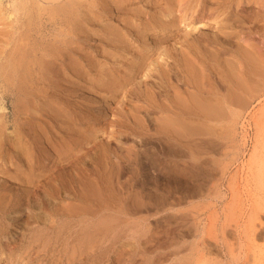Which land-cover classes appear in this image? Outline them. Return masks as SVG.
Returning a JSON list of instances; mask_svg holds the SVG:
<instances>
[{"label": "bare ground", "instance_id": "obj_1", "mask_svg": "<svg viewBox=\"0 0 264 264\" xmlns=\"http://www.w3.org/2000/svg\"><path fill=\"white\" fill-rule=\"evenodd\" d=\"M263 7L264 0H0V264L16 263L18 258L25 260L27 257L25 261L29 264L32 262L35 264L34 261L36 264H44L45 260H47L46 264H61L63 259L59 263V258L63 249L59 250L61 243L58 240L59 235L62 234H59L60 227L63 226L58 227L57 224L58 219L64 215L74 217L73 212L77 211L73 208V202L69 204L66 202L67 206L62 207L56 203L51 207L48 227L46 226L44 231L40 230L37 235L34 234V238L32 237L28 243H21L22 238L19 242L20 237L12 242L5 241L4 237L10 239L15 235L13 228H7V221L4 220H8L9 214L24 213L26 208L29 211L49 209L54 200L60 202L63 189L70 190H67V193L72 194L71 200L78 199L76 195L79 194L85 209L81 212L90 213L92 209L90 212L88 210L91 208V198L94 200L91 195V188L94 185L92 186L91 183L96 182L101 185L99 184L102 181L101 177L96 180L90 179L89 171L86 177L79 178L78 174L82 167L80 166V171H76L75 165L67 167L56 176H47L48 172L43 176L32 168L36 167L40 158L49 159L54 149V153H57L56 159L62 154V157L69 159L71 157L69 155H72L70 150L72 146L90 145L91 137L97 132L106 131L105 128L108 126L114 127V124H117L118 128L120 126L137 129L138 134L140 132L143 136L148 134L150 141L155 139L156 144H164L159 146L160 154L156 153L162 158L167 152L165 148H169L167 157L162 159L166 162L164 168L168 169L165 170L170 174L175 165L174 162L173 165L171 163L174 161L173 155L175 153L177 154L175 157L181 155L177 153L180 143H185V147L181 144L184 148H187L186 144L189 145L188 148L191 145L189 149L199 154L209 153V156L212 151L218 154L216 152H220L223 140L226 138H219L223 142L217 141V136L225 133L223 131L226 129L229 135L227 132L225 135H228L229 139L231 137L233 143H230L231 149L228 147L231 150L228 156L233 154L230 160L232 158L234 161L239 160L250 147L254 149L252 153H256V155L251 153L252 157H256L255 162L258 161L257 157L264 156V126H262L264 119L259 120V128L255 127V131L259 132L254 135L250 133V117H254L257 113L256 103L264 100V50L260 48L262 45L258 46V43L252 42L247 37L244 38L246 34L242 35L243 30L239 31L240 29L237 30L235 26L236 21L240 19V22L245 23L243 20L247 18L244 16V19L243 13L239 12L245 8H252L250 9L252 12L248 9L251 15V17L248 15L249 19H256V22L262 18L264 20ZM206 19L213 22L209 24ZM207 26L208 29L211 27L210 31L205 29ZM263 28L262 32H264ZM246 33H250L249 29ZM152 77L155 78L154 82L150 81ZM9 96L13 98V123L20 131L14 130L21 134L17 138L13 137L15 141L5 138L6 130L9 128L5 105ZM116 102L118 105H114ZM97 104L101 105L102 113L100 112L96 117L92 110L96 109ZM259 107L258 112L261 111V117L264 118V105ZM111 111L115 112L113 114L116 120L111 118L113 121H108ZM144 112V115L151 120L144 117ZM95 117L98 120L97 131L89 125ZM151 125L154 127L150 129ZM239 125L242 128V131L239 130L241 137H238L242 141H239L240 145L237 139ZM217 128L219 133L215 132L218 133L215 134L216 137L208 135L214 134ZM220 128L226 129H222L221 132ZM26 131L33 132L34 141L38 144L46 143L49 146L38 145L40 148L36 149L34 143V147H23ZM16 132L13 133L17 134ZM116 134L112 132L113 136H117ZM145 140L148 141L147 138ZM222 147L224 149V146ZM184 148H181L182 151ZM252 148L250 150H253ZM186 152L182 155L181 161L183 156L186 158L190 154V151L189 154ZM198 153L197 155L194 153L195 158L199 156ZM105 154L107 155L108 152L106 151ZM146 154L150 155L147 152ZM215 154L211 157L213 158ZM192 155L191 153L190 156ZM141 156L143 157V154ZM190 156L191 159L194 157ZM202 156L204 158V155ZM179 160H176L177 163ZM219 160L212 163L215 165ZM259 160L263 163L264 157ZM150 161L141 163L144 169L152 165ZM157 161L163 164L160 158ZM197 161L199 163L198 159ZM260 161L258 163H261ZM12 164L16 165L17 170H12L10 166ZM208 164L210 168L215 167ZM247 164L251 167V162ZM259 165V168L255 165L258 169H253V173L252 167L250 170V167L244 164L245 168L241 167V170L239 168L229 174L236 189L241 191V183L244 182V190L250 192L256 190V195L254 199L247 200L238 194L240 191L237 192V206H234L235 210L232 209L233 214H228L229 217L235 216L232 218H235L234 228H228L232 222L229 217H227V220L231 219L227 222L229 224L220 227L223 228L222 232L220 231L223 238L220 239L227 247L228 250H225L228 251L229 256L225 258L226 262L220 259L222 263L218 261L217 264H264V167L263 164ZM85 167L89 169L88 166ZM186 167L184 166L182 170L186 171ZM113 169L110 171L112 174ZM229 169V166L225 167L226 171ZM247 169L248 172L251 171L250 174L246 173ZM102 170L105 171V168L103 167ZM104 175H107L106 180L113 177L109 174ZM186 175L190 176L189 172ZM41 178L44 180L42 188L45 192L40 201L34 198L36 196L32 194L33 191L22 188L25 184L38 185ZM176 178L174 179L177 180ZM14 184L19 187L13 192L11 187ZM99 188L101 189V186ZM149 197L151 198L150 195ZM126 198L120 197L116 202H122L121 204L126 208L128 202ZM134 202L142 205L141 201ZM110 203L109 205L106 203L108 208L111 207ZM116 207L114 208L119 209V212L124 208L122 205ZM39 216L43 217L41 214ZM53 232L59 235L54 237ZM49 233H53L57 241L49 238L52 236L48 235ZM82 233L85 234L84 236L82 234V238L77 241L79 244L76 243L75 238L72 239L75 243L69 241L64 247V253L67 254L66 264H79L80 257L89 263L91 247L95 246V244L91 245L93 241L91 226ZM209 233L206 234L212 236V233ZM229 237L237 239L233 240ZM206 249L211 251L210 247ZM50 254H52L51 259L48 260L47 255ZM205 256L206 258L197 257L195 264H210L208 254ZM215 258H211L213 260L211 263H215L217 259ZM83 259L80 260L83 262Z\"/></svg>", "mask_w": 264, "mask_h": 264}, {"label": "rangeland", "instance_id": "obj_2", "mask_svg": "<svg viewBox=\"0 0 264 264\" xmlns=\"http://www.w3.org/2000/svg\"><path fill=\"white\" fill-rule=\"evenodd\" d=\"M246 9L247 8H245V10L239 11L241 14L243 13L242 17L245 16L247 18V19H245V17H244L245 20H243V22H245V23L240 22V20H241L240 19L239 21H236L237 24L235 23V26H236L237 30H239V29H240L239 31L243 30V31H241L242 35L246 34L244 36V38L247 37V38L251 39L252 42L258 43L257 44L258 46L262 45L260 48L264 50V48H263L264 47V43H263L264 32H262V27H264V20L262 18L261 20H258L257 21L258 23H257L256 19L254 20L251 18L254 21V23H253V21L251 19H249V16H248V15H250L249 11H251L252 8H250L251 10L248 8L249 11H248V9L247 10ZM262 10H264V7ZM250 17H251V15H250ZM206 21L207 22L209 21V24H211V22H213L210 19H206ZM261 21H263V22H261ZM240 23H241V25H240ZM249 25L251 28L249 27ZM205 29L208 31L209 29L211 30V27H209V29H208V26H207V27H205ZM248 29H249L250 33L247 34L246 32L248 31ZM250 29L252 31H255V33H254V34H256L255 36H253L254 34H252L253 32L250 31ZM260 29H261V32H260ZM256 31L259 33H257ZM241 33H240V35H241ZM242 35H241V37H242ZM251 35L255 39L253 37H251ZM244 38L242 37V39H244ZM151 79L152 80H150V81L154 82L153 80L155 78L152 77ZM262 102H264V100L259 101V103L257 102L258 104L256 103L255 110L258 114L256 113V115L254 117L253 116L250 117L251 118L250 133L252 135L259 132L258 130H256L257 132L255 131V127L257 126V128H259V126H258L259 120L264 119L263 117H261V111L258 112V110L260 108L259 106L264 105V103L261 104ZM114 105H118V103L116 102ZM5 106H6V114L8 115V122H9V125H8L9 128H8V130H6L7 134H6L5 138H9V139H12V141H15V139H13V137L17 138L21 134L17 133L20 130H18L16 128L15 124L13 123L14 107H13V98L11 96H9L7 98V103ZM95 108L96 109H94L92 111H93L94 115H96V117H97L100 115V112L102 113L101 105L97 104L95 106ZM113 112L114 111L110 112V114H109L110 118L108 117V121H111V120L113 121V119H111V118H115V120H116V117H114ZM144 114H145V112L143 113V115ZM257 115L262 119H258L259 117ZM96 117H95V119L92 118L89 125H90V128H93V130L95 129L97 131L96 125H98L97 124L98 120L96 119ZM144 117L147 118L146 115H144ZM147 119H149V118H147ZM115 120H114V122H116ZM149 120H151V119H149ZM255 123H257V125ZM116 125L117 124H114V127H112V125H111V126H108L107 128H105L107 132L106 131H102L103 133L97 132L96 135H98L99 137L96 135H93L91 137L92 140L90 142V145L80 144L77 146H72L70 148V150L72 151V155H69L72 158L70 157L69 159H66V158L62 157L63 156V154H62L60 156V158L56 159L57 153H54V151H55V149H54V151H51L52 154L49 157V159L40 158L41 160H39V162L36 163V167L32 168L33 171L40 173V175L44 176V174H46L48 172V174L49 173L50 174L49 175L47 174V176H56L60 172L67 169V167L70 168V166L75 165L76 166L75 168L77 169L76 171H80L82 169L80 171V174H78L79 178L86 177V175H88L89 171L91 173L90 179L96 180V179H98V177H101L102 181L100 178L101 183H99L101 185H98V183L96 184V182H92L93 184L91 183L92 186L94 185L97 188L96 189L94 186L93 187L91 186L93 188V189L91 188V195L94 197V200L91 198V208L89 210L87 209L89 212L92 209L91 212L90 213L81 212V211H85V209L83 208L84 204L82 205L81 198H80L79 194L76 195L78 199L71 200L72 194L67 193L70 190L67 189L68 190L67 191V190L63 189L64 193L62 192V195L60 196V202L54 200V203L50 204L49 209H43V210L38 209V211H39L38 212V211H29V209L26 208L24 213H13V214H9V216L7 214V216L9 218L7 217L8 220H4V221H7L6 227L7 228H10V227L13 228L12 230H13V233L15 236H12V238H10V239L9 238L6 239V237H4V240L12 242V241H15L16 238L18 239L20 237L19 242L21 241V238H22L23 240L21 241V243H24V242L28 243V241H30L32 239L34 234L37 235V233H40V230L44 231L45 227L48 225V223H50L49 211L52 210L51 207H53L56 203H58V205L62 207L64 205L67 206V204H69L70 202H73L74 203V204L72 203V205L74 206L73 208H75V210L77 211V212H73L74 217L71 218V217L65 216V215L62 216L61 219H58V224H57L58 227L63 226V227H60V230L58 229L60 231L59 234L62 233V234H60L61 236L59 234H57L56 232L55 233L53 232L54 234L52 233L53 235H55L54 237H56L58 235L60 237V239L58 238L59 239L58 241L61 243V245H60L61 248H59V250L62 251V249H63V253H62L63 255L61 254V256L59 258L60 259L59 263L63 259L61 264H66V262H67L66 261V259H67L66 255L67 254L64 253V251H65L64 247L68 245L69 241L73 242L72 239H75V238H76L75 239L76 243L79 244L77 241L80 238H82V234H83L82 232H86L87 230H89V226H91V236L93 238L91 245L93 246L95 244V246L91 247V258L89 259L90 260L89 263L80 257L81 260L83 259V262L85 264L86 263L87 264H156V263L157 264H188L187 262H190L189 264H195L196 263L195 260L197 257L201 258L202 256H204L206 258L205 255H207V254H208V256H209L208 258H210L209 260L211 262H213V260H211V258L214 259V257L217 258V259L215 258L217 260V261L215 260V263L218 261H220L218 263H222L223 261L226 262L227 259L225 260V258H227L229 256V254H227L228 251H226V250H228V249H226L227 247L222 242L223 240L220 239V238H223V235L221 236V234H222L221 230H223V228H220V227L221 226L224 227V224L225 225L229 224V223H227L228 220L230 222V220L233 217H235L234 215H232V217H229L230 215H228V214L229 213L233 214L232 209L235 210L236 207H234V206L235 205L237 206L236 199H237L238 195H236V194L238 191H240V189H236L234 187L235 185H233V180L230 178L231 175L229 176V174L235 172L239 168H240L239 170H241V167H242V169L245 168L244 164H245V166L250 167L247 164L248 162H249V164L251 162L252 170H251V167H250V170L253 173L254 170L259 168L258 167L259 164H263V167H264V161L262 163L261 162L262 160L261 161L259 160V159H262L264 156L261 155L262 158L257 157L258 161L255 162L256 157L251 156V153H252V151L254 152V149L252 147H250L248 149L249 151L247 150L243 155H241L239 160L234 161L233 158H232V160H230L231 159L230 157L233 156V154L228 156V154L231 153V150H229L228 147H230V145H232L233 143L231 142L232 141L231 137H230V139L228 138L229 137L228 136L229 131L226 128H220V131L222 129H226V131H223V130L222 131L225 133L227 132L228 135L226 136L225 133H223L224 135L223 134L219 135L218 134L219 129L217 128L216 131H214V134H208V135L209 136L211 135L213 137L215 134H218V136L215 135V137L217 136V141L218 140L222 141L219 138H223V139L226 138L223 141L225 143H227V145L222 141L223 142L221 145L222 152H221V149L219 150L220 152H216L219 154V157L222 156L221 158H219V157L217 158L218 154H215L213 151H212L213 153L210 151L211 155H209V156H208L209 153H206L207 155L201 154V153L199 154L198 152L193 151V149H189V148H191V145L188 148V146H189L188 144H186L187 148L189 149V150H187V148H184L185 143L184 144L180 143V148H179V151L177 153L181 154V155H178L179 158H178V156L175 157L177 155L176 153H175V155H173L174 161H171V163L173 165V162H174L175 165L173 167V170H171L172 174H170L169 171H166L168 169L164 168L166 162H164L163 161L164 159H162L164 157H167V153H168L169 148H165L167 152L164 155V157L161 158L158 156L157 153H159L158 149L161 146H163L164 144H162V145H160L159 143L156 144L157 141L155 139H151L152 141H150L149 137H147L148 134L143 136V134L140 132V134H141L140 135V134H138L139 131L137 129H128V128L120 127V126L118 128V126H116ZM152 126L154 127V125H151L150 129L152 128ZM262 126H264V124H262ZM114 128H115V131H114ZM120 128L123 131L120 130ZM124 128H125L126 133L124 132ZM14 129H16L17 132ZM118 129L120 132H118ZM109 130H110V132H109ZM239 130L242 131V128L240 127V125H239V128L237 130L238 131V133H237L238 145H240V143H239L240 138H238V137H241L240 136L241 133ZM11 131L16 132L18 135L14 134L13 132L11 134H9V132H11ZM121 131H122V133H121ZM112 132H113V134H116L117 132L119 134L117 133L116 134L117 136L114 135L115 136L114 137L112 135ZM215 132H218V133H215ZM25 134H26V136L24 137L25 142H24L23 147H25V146L27 148L28 147H30V148L34 147V143L36 144V149L40 148L39 146H42V147L49 146V144H46V143L44 144L45 145L44 146L40 143L38 144L37 142H35L34 141L35 138H34L32 131H30V132L26 131ZM106 135L109 137H107ZM141 136H142V138H141ZM209 136H205V137L208 138ZM223 136H225V137H223ZM145 138H147L148 141L145 140ZM96 140H97V142H96ZM107 140H108V143H107ZM142 140H144V141H142ZM98 141H99V143H98ZM217 141H215V142H217ZM145 142H147V143H145ZM240 142H242V141H240ZM230 143H232V144H230ZM181 144L184 147H182ZM101 145L103 147H101ZM222 146H224L225 151H224ZM181 148H184L183 151ZM227 148H228V150H227ZM251 148L253 150H250ZM140 149L141 150L144 149V150L141 152ZM154 149L157 151H155ZM185 149L187 152L185 151ZM230 149H231V147H230ZM101 150H104V151H101ZM105 150L108 152L107 155L105 154L106 153ZM138 150H140V151H138ZM188 151H190V154ZM191 151H193V152H191ZM103 152L106 156L104 154L102 155ZM146 152L149 153L150 155L148 156L146 154ZM151 152H153V153H151ZM185 152H186V154L188 153L189 155H187L186 158H185V156H183V159L181 161V157H182V155H185ZM141 153L143 154V157L141 156L142 155ZM144 153H145V155H144ZM172 153H174V152H172ZM191 153L193 154L192 156H194L193 158L196 162L193 160V158L192 159L189 158ZM194 153L195 154L198 153L199 156H197V158H195L197 154L195 155ZM220 153H222L221 156H220ZM212 154H215L216 156L213 155V158H212L211 157ZM253 154L256 155V153H252V155ZM155 155H156V157H155ZM202 155H204V158ZM225 155H227V156H225ZM192 156H190V157H192ZM214 156H215V159H214ZM250 156L253 160L250 159ZM43 157H46V156H43ZM140 157L142 160L140 159ZM158 157L161 159L163 164H161L157 161L159 159ZM210 157L212 158V160L210 159ZM152 158H154V159L152 160ZM206 158L207 159L209 158V159L207 160ZM173 159H171V160H173ZM175 159L177 161L179 159L180 160L177 163V161ZM197 159L199 160V163H197L198 162ZM202 159L203 160L206 159L205 163H203ZM219 159H221L222 161L220 162ZM67 160H68V162H66ZM145 160L146 161H149V160L152 161V165H150V167L147 169H144L143 168L144 165L143 166L141 165V163H143V161L146 162ZM183 160H185V162ZM218 160L220 162V165H219V162L214 165V163ZM70 161H72V162H70ZM200 161H201V164H200ZM206 161H208V162L206 163ZM209 161H211V162H209ZM213 161H214V163H212ZM259 161L261 163H258ZM153 162H155V163H153ZM190 162L191 163L193 162L194 164L193 163L189 164ZM66 163H68V164H66ZM104 163H106V164H104ZM112 163H113V165H112ZM195 163H197V164H195ZM202 163L204 165H202ZM208 163H210V166L214 165L215 167L210 168ZM227 163L229 165H227ZM252 163H254V165ZM255 163H258V164H255ZM62 164L63 165L65 164V165L63 166ZM143 164H145V163H143ZM178 164H180V165H178ZM196 165H199V166L197 167ZM255 165L258 168L255 167ZM10 166H11L12 170H14V169L17 170L15 167L16 165L12 164ZM80 166L82 167L81 169H80ZM85 166H88L89 169L86 168ZM102 166L105 168V171L102 170L103 169ZM184 166L185 167L187 166L186 171L182 170V168ZM192 166H193V169H191ZM202 166H204V167H202ZM220 166H222L224 169ZM226 166L230 167V169L228 171L225 170ZM106 167H108V168L106 169ZM180 167H181V169H180ZM195 167H196V169H195ZM216 167H217V169L219 167V169L218 170L215 169ZM52 168L54 169V171ZM56 168H57V170H56ZM113 168L118 169L117 170L118 172L116 171V169H113ZM177 168L180 169L181 171H184V172L181 173L180 170H176ZM23 169H24V167H23ZM111 169H113V171H112V172H114L113 174L110 172ZM222 169L225 172H221V171H223ZM86 170H87V173H86ZM191 170H193V171H191ZM204 170H206V172ZM174 171L176 173L178 172V174H176ZM199 171L201 172L200 174L198 173ZM202 171L204 173L203 176H202V174H203ZM251 171H249V172H251ZM165 172L166 173L168 172V173L166 174ZM188 172H189L190 176L187 177L186 174H188ZM196 172H197V174L195 175ZM249 172L247 169L246 173L248 174ZM117 173H118V175H117ZM183 173H185V174H183ZM213 173H215L216 175ZM99 174H100V176H99ZM104 174H109L111 176L113 175V177H111V179L109 178V180H110L109 181V180H106L108 178H107V175H104ZM174 174H176L178 177ZM183 175L185 177H182ZM114 176H116V177H114ZM171 177H173V178H171ZM204 177H205V180H204ZM174 178H176L177 180H175ZM185 179H188V180H185ZM115 181H117V182H115ZM188 181H190V182L187 183ZM43 182H44V180L42 179V180H39L38 185L34 184V185L30 186V185L25 184V186L22 188V190L24 188H27V189L31 190V192L33 191L32 194H34L36 196L34 198L41 201L42 197L44 196V192H45L44 188H42ZM109 182H110V184H109ZM170 183H172V184L170 185ZM243 183L244 182L241 183L242 189H241L240 193H238V194H241L243 196V198H246L247 200L254 199V196L256 195V192H255L256 190H253L252 192L248 191L247 189L244 190V186H243L244 184ZM168 185H170L171 187L170 186L168 187ZM215 185H219V186L216 187ZM32 186L33 187L35 186V187L32 188ZM99 186H101L102 190L99 188ZM102 186L104 188H102ZM188 186H189V188H187ZM18 187H19V185H17V186L15 184L12 185V187H11L12 191L13 192L16 191L17 190L16 188H18ZM201 187H204V188H201ZM94 189L97 193L94 191ZM244 191L245 192L248 191L249 195H248V192L245 194ZM115 194H116V196H115ZM134 194H135V197H134ZM250 194L253 195V198ZM109 195H110V198H109ZM149 195L151 196L152 199L149 197ZM119 196L120 197H123V196L127 197L126 199L128 202H126V208L124 207V204H121L122 202H120V203L118 202L119 204L116 202V201H118V198H120ZM136 196H138V197H136ZM139 196H141V197L139 198ZM137 198H139V199H137ZM96 199H98V200H96ZM104 200H107V201L109 200V201L105 202ZM134 201H139V202L141 201L142 205H141V203L134 202ZM66 202H68V203L65 204ZM80 202H81V204H78ZM109 202H111L112 205L110 203L111 207L108 208ZM97 203H98V205H97ZM103 204H105V205H103ZM116 205L118 207H120L122 205L124 208L120 209L122 211L119 212V209H116L117 208ZM112 206H114L116 208H114ZM127 206H129V207H127ZM247 207H249V205H247ZM77 209H79V210H77ZM237 211H238V209H236V212ZM37 213L39 215L41 214V216L43 215V217H40ZM227 217H229L231 219L227 220ZM14 218H17V219H14ZM225 218H226V220H225ZM234 219H232V222H230L232 224V225L230 224L231 227H230V225H228L229 229L234 228V225H233ZM15 220H16V223H15ZM9 221L11 222V225H10ZM8 222H9V225H8ZM222 223H223V225H222ZM87 226H88V228H85V229L83 228V227H87ZM35 229L37 231L36 233H35ZM96 230H97V232H96ZM207 231L210 232L209 234L212 233L211 235L214 237H212L210 235L208 236L206 234V233H208ZM52 234L49 233L48 235H52ZM84 234H83V236H84ZM10 235H12V233ZM53 235L50 236L49 238L54 239ZM216 235H217V238L219 239L218 241H217V238L215 239ZM211 237L214 239H212ZM148 238H149V241H148ZM229 238L233 239L232 237H229ZM234 239H237V238H234ZM54 240H51V241L54 242ZM55 241H57V240H55ZM73 243H75V242H73ZM64 244H66V245H64ZM209 247L211 248V251L214 249L213 253H211V251H207L208 249H206V248H209ZM201 252H203V254H201ZM58 253H59V251H58ZM58 253H57V255H58ZM86 254H88V253H86ZM86 254H84V255H86ZM51 255L52 254H50L49 256L47 255V258L49 257L48 260L51 259ZM64 256H66V257H64ZM82 257H84V256H82ZM186 257L191 258L192 261ZM27 259H28V257L25 260H27ZM80 259L78 260L79 264H83V262ZM220 259L221 260L223 259L222 262ZM25 260L18 258L16 263H11V264H25V262H26ZM34 262L36 264V261H34ZM211 262H210V264H215V263H211ZM43 263L46 264L47 260H45ZM26 264H29V263L26 262ZM30 264H34V263L32 262Z\"/></svg>", "mask_w": 264, "mask_h": 264}]
</instances>
